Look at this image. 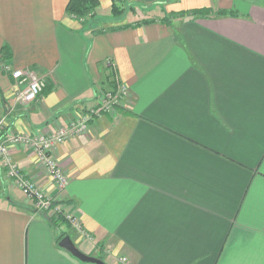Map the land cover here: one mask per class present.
Returning a JSON list of instances; mask_svg holds the SVG:
<instances>
[{
    "label": "crops",
    "instance_id": "obj_1",
    "mask_svg": "<svg viewBox=\"0 0 264 264\" xmlns=\"http://www.w3.org/2000/svg\"><path fill=\"white\" fill-rule=\"evenodd\" d=\"M113 1L99 0L91 26L69 0H0L7 129L71 121L111 73L130 90L57 147L62 203L82 231L55 226L0 165V264H95L59 245L63 230L107 264H264V0H134L138 19L109 14ZM200 8L211 11L189 12ZM3 62L38 71L48 89L23 104ZM11 154L55 192L32 149Z\"/></svg>",
    "mask_w": 264,
    "mask_h": 264
},
{
    "label": "built area",
    "instance_id": "obj_2",
    "mask_svg": "<svg viewBox=\"0 0 264 264\" xmlns=\"http://www.w3.org/2000/svg\"><path fill=\"white\" fill-rule=\"evenodd\" d=\"M2 69L11 73L17 85H24L19 92V100L23 104L36 100L47 86L45 78L32 68H14L11 64L3 62ZM129 92L125 83L117 81L114 88L100 92L95 107L79 111L77 117L69 122H56L53 126L28 134L13 132L7 129L4 121L0 122L3 132L0 136V165L6 168L10 179L37 211H42L53 219L64 218L71 228L83 230L81 219L75 211L68 210L62 203V195L69 185L70 178L57 157V147L73 136L87 133L89 123L94 117L115 111L117 104H120ZM20 146L33 150L36 164L51 178L54 193H50L36 178L27 176L13 159L12 149Z\"/></svg>",
    "mask_w": 264,
    "mask_h": 264
},
{
    "label": "trees",
    "instance_id": "obj_3",
    "mask_svg": "<svg viewBox=\"0 0 264 264\" xmlns=\"http://www.w3.org/2000/svg\"><path fill=\"white\" fill-rule=\"evenodd\" d=\"M99 7V0H69L67 6H66V12L70 15L75 16L76 18H78L80 21L83 19V17H86V20H84L82 23L85 25L86 21H88L91 18H95L96 17V10ZM211 10L208 8H200V9H195V10H190L189 12L193 13V14H207L209 13ZM189 12H184V13H189ZM120 10L117 7V3L115 2V0L113 1L112 4V15L116 16V15H120ZM183 12H179L178 14H184ZM97 19V17H96ZM151 20H144V22H150ZM8 53L7 49L5 48L4 50V54L2 55L3 57L6 56V54ZM48 89V86H46L45 90ZM53 224L59 225V224H64L67 227H70V224L64 219V218H59V219H53ZM69 234V232L66 231H61L58 234L57 237V241L59 242L60 239Z\"/></svg>",
    "mask_w": 264,
    "mask_h": 264
},
{
    "label": "rangeland",
    "instance_id": "obj_4",
    "mask_svg": "<svg viewBox=\"0 0 264 264\" xmlns=\"http://www.w3.org/2000/svg\"><path fill=\"white\" fill-rule=\"evenodd\" d=\"M115 2L117 3V7H118V9L120 10V17L118 16V15H116L115 17H119V18H124V17H132V18H139V17H141V12H140V10H144V8H140L139 6H138V3L137 2H135L134 0H115ZM108 13L110 14H112V7H111V9H109L108 10ZM107 13V15H109ZM143 15V14H142ZM96 16H97V14H96ZM84 20H86V17L84 18L83 17V19L81 20V22H83ZM97 19H96V17L95 18H91V19H89L88 21H86V24H89V25H91V26H93L94 25V23H95V21H96ZM85 22V21H84ZM85 24V25H86ZM108 63H109V61H108ZM111 64V63H110ZM39 75H41L38 71H36ZM42 77H44L45 78V76H43V75H41ZM111 84H112V86L109 88V89H104V90H101V91H108V90H110V89H112V88H114L116 85H117V81H118V79L113 75V77H112V73H111ZM45 80H46V78H45ZM46 83H47V81H46ZM100 91V92H101ZM100 94V93H99ZM118 105V104H117ZM117 107V106H116ZM116 109V108H115ZM74 119V118H73ZM72 119V120H73ZM89 131V127H88V130H87V132ZM27 199V198H26ZM27 201H28V199H27ZM30 202V201H29ZM31 203V202H30Z\"/></svg>",
    "mask_w": 264,
    "mask_h": 264
},
{
    "label": "water",
    "instance_id": "obj_5",
    "mask_svg": "<svg viewBox=\"0 0 264 264\" xmlns=\"http://www.w3.org/2000/svg\"><path fill=\"white\" fill-rule=\"evenodd\" d=\"M59 245L69 251L74 257L83 261V262H90L95 264H107L103 259L89 255L83 252L77 244L74 242L73 238L67 234L63 236L60 241Z\"/></svg>",
    "mask_w": 264,
    "mask_h": 264
}]
</instances>
